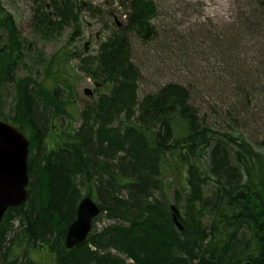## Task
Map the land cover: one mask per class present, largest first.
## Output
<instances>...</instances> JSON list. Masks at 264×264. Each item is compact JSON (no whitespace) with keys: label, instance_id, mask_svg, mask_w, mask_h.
<instances>
[{"label":"trees","instance_id":"16d2710c","mask_svg":"<svg viewBox=\"0 0 264 264\" xmlns=\"http://www.w3.org/2000/svg\"><path fill=\"white\" fill-rule=\"evenodd\" d=\"M259 1L248 5L232 32L217 35L202 26L184 39L158 31L154 0L122 2L129 9L125 26L115 27L96 56L82 60L100 95L80 111V127L68 131L61 119L76 106L60 73L77 52L66 47L55 54L41 80L14 78L26 66L28 40L0 0V119L22 128L30 142L28 198L0 222V264H38L28 247L43 243L55 264H264ZM37 3L35 27L44 38L58 37L69 22L76 24L73 40L81 33L78 0ZM155 37L159 55H170V44L179 43L176 52L188 61L177 62L195 73L191 82L168 83L141 97L135 40ZM244 37L251 47L243 46ZM253 52L259 56H249ZM210 57L218 69H211ZM7 82L15 87L12 115L1 111ZM130 117L136 118L125 120ZM84 194L97 202L100 216L117 222L67 250L68 223Z\"/></svg>","mask_w":264,"mask_h":264},{"label":"rangeland","instance_id":"374dc122","mask_svg":"<svg viewBox=\"0 0 264 264\" xmlns=\"http://www.w3.org/2000/svg\"><path fill=\"white\" fill-rule=\"evenodd\" d=\"M90 1L94 4V7L91 9L88 8L89 10L83 12V16L81 17L82 19L84 18L83 27L80 22L81 33L73 40L72 34L74 33V26L76 24L72 22L65 25L64 31L58 37L55 36L56 38L46 39L42 36L38 29H36L37 26L35 22V12L38 8V0H4V6L13 14L24 38L28 40L26 48V56L28 57L26 66L18 67L13 74L14 78L32 77L33 79L37 78L41 80L46 73L50 59L55 54L61 52L66 47H70L78 54L77 58L71 61L70 64L62 66L60 73L61 77L67 79L69 85L72 86L73 97L75 99L74 106H76V108L71 109L73 111L72 114L76 117V119L72 120V126L68 128V123L65 121L62 122L63 128H68V131H72L74 128L78 129L80 127L81 121L78 119L80 111L88 104L97 100L100 95L99 93L101 92L96 91L95 82L93 79L89 78L86 71L83 70L85 63L84 61L82 62V60L97 55L100 43L104 41L115 29V23L117 22L115 16H119V12L122 9L118 3L112 4L110 0ZM155 1L159 10L155 23L157 24L159 31L162 32L161 29L166 30L167 28L176 29L184 32L185 35H190L191 32L196 31L202 26H204V29L207 31L217 35L219 32L224 34L227 30L232 32L233 28H235V26H232L233 24L239 26L241 22H243L242 18L245 20V14L248 10H250L248 5H251V3H260L259 0ZM135 41L136 43L133 49L135 54L133 55V59H136V63L142 68V71L145 72L147 70L148 72L149 67L153 65V62L150 57H147L148 55L145 56L144 52L146 51L150 55L154 54L158 56V59H160L159 56L162 55L157 53L160 49H157L158 47H156L158 40L148 43H144L141 40ZM242 44L245 48L246 46L249 48L252 43H250V39L248 37H244ZM249 56L255 58V56L258 57L259 55L253 52L252 54L249 53ZM177 61L178 60H172V64L167 62L165 64L166 67L159 63V67L162 69V73L160 75L155 76L151 73L154 80H140V96L142 97L145 91L152 92L155 88L157 89L159 86L169 81L172 82L170 79L178 74L174 73L176 70L175 67L172 68V66H177L179 63L182 64ZM209 61V65L212 70L213 68H219L217 67L219 63L214 58L210 57ZM183 71L184 70H182V73L187 75V78L189 79L185 80L183 78V81L191 82L193 80L191 76L195 73L194 70H192L191 73ZM171 73H174V75ZM2 95L3 107L1 111L4 110L6 115H12L15 101V87L12 82H7V84L3 87ZM0 120L3 121L2 119ZM7 123L11 124L9 121ZM11 125L22 132V128L20 129L13 124ZM57 128L60 127L58 126ZM23 134L28 138L27 134ZM98 222V231H100L105 225L109 224L104 214L99 217ZM43 252L47 253L48 249H44ZM32 258L38 264H55L54 257L49 252L44 259L39 258L38 256L36 258Z\"/></svg>","mask_w":264,"mask_h":264},{"label":"water","instance_id":"95a60500","mask_svg":"<svg viewBox=\"0 0 264 264\" xmlns=\"http://www.w3.org/2000/svg\"><path fill=\"white\" fill-rule=\"evenodd\" d=\"M29 152L28 138L11 124L0 120V222L9 208L21 206L27 201ZM100 212L94 199L81 201L76 220L68 232L69 248L82 244L88 238Z\"/></svg>","mask_w":264,"mask_h":264},{"label":"bare ground","instance_id":"6f19581e","mask_svg":"<svg viewBox=\"0 0 264 264\" xmlns=\"http://www.w3.org/2000/svg\"><path fill=\"white\" fill-rule=\"evenodd\" d=\"M111 1V3L112 4H116V3H118V5L122 8L121 10H120V12H119V16H115V19H116V23H115V27H118V28H121V27H123V26H125V25H122L124 22H126L127 21V19H128V14H129V9L128 8H124L123 6H122V2H125V3H128L130 0H127V1H125V0H121L122 2H120V1H117V0H110ZM78 2H79V6H80V8L77 10V12H78V19L80 20V22L82 23V27H83V21H84V18L82 19L81 17L83 16V12L84 11H86V10H89L88 8H93L94 7V4L90 1V0H78ZM154 7L156 8L157 7V17H158V14H159V10H158V6H157V4H156V1L154 0ZM96 8H98V7H96ZM101 11V10H100ZM101 13H102V11H101ZM156 17V18H157ZM205 28V27H204ZM131 29H132V31L131 32H133V30H135V27L134 26H132L131 27ZM164 30V29H163ZM163 30H161V31H163ZM64 31V29L61 31V30H59L58 31V33L59 34H61L62 32ZM159 31V30H158ZM165 33L166 34H170V35H173V36H175V37H177V38H180V39H184V32H182V31H178V30H176V29H166V31H165ZM112 34V33H111ZM110 34V35H111ZM186 36V35H185ZM77 37V36H76ZM75 37V38H76ZM131 37H132V35H131ZM78 39V38H77ZM158 38L157 37H155V41L157 40ZM183 42V41H182ZM180 44L179 43H171L170 44V46H169V50H171V54L170 55H168V54H166V55H162L161 56V60L160 59H158V56H156V55H154V54H149L148 52H144V54H145V56L146 55H148L147 57H150L151 59H152V66H150L149 67V70H148V72H147V70L144 72V71H142V68L139 66V69H140V71H141V78H140V80H146V79H148V80H154V78H153V75H155V76H158V75H160L161 73H162V69L159 67L160 66V64H162V65H164L165 66V64L167 63V62H169L170 64H172V60H178V61H188V57H183L182 55H179V54H177V52H176V50L178 49H180L181 48V46H179ZM138 53V52H137ZM135 54V51L133 52V55ZM154 56H155V58H154ZM175 56V57H174ZM139 57V56H138ZM133 58V57H132ZM172 58H175V59H172ZM177 58H179V59H177ZM138 60H140V59H138ZM133 61L136 63V59H133ZM160 63V64H159ZM137 64V63H136ZM142 64V63H141ZM138 65V64H137ZM142 65H144V66H146L145 64H142ZM154 65H157V66H154ZM166 67V66H165ZM173 67H175V70L176 71H182L183 70V66L179 63L177 66H173ZM153 75H152V74ZM175 74H177L178 72H174ZM174 73H171V74H173L174 75ZM172 82H167V83H165V84H163V85H161V86H159L157 89L155 88L154 89V91H152V92H147V91H145L144 92V95H147V94H149V93H155V92H158L159 90H160V88L161 87H163V86H165V85H168V83H183V80L181 79V77H180V75L178 74L177 76H174V77H172L171 79H170ZM139 84H140V82H139ZM139 90H140V85H139ZM142 95V94H141ZM143 95V96H144ZM82 111V110H81ZM70 113H71V117H67V116H64V117H62V121L61 122H66V123H68V128L69 127H71L72 125H71V123H72V120H74V119H76V117L72 114L73 113V111L72 110H70ZM136 117H138V115H136ZM136 117H133V118H131L130 117V119H128V118H125V120H132V119H134V118H136ZM78 119H80V121H81V115L79 114V118ZM136 121V120H135ZM258 139H259V141H260V143H262L263 141H264V136H262V134H260L259 133V136H258ZM264 144V143H263ZM172 171V168L171 167H167V172H171ZM165 180H163L162 182H164ZM164 183H166V182H164ZM86 198H91V196L90 195H88V194H84L83 195V198L81 199V201H83L84 199H86ZM93 199V198H92ZM81 201H80V203H81ZM80 205V204H79ZM78 208H79V206H78ZM77 211H78V209H77ZM100 214H101V212H100ZM177 215L179 214V213H176ZM103 215V214H102ZM99 217H100V215L97 217V219L93 222V225H92V229H91V232H90V234H89V236H88V238L84 241V242H86L88 239H89V237H90V235L93 233V232H101L103 229H105V228H107V227H109L111 224H116V220H110V219H108L107 218V216H105V218H106V220L109 222V224L108 225H105L100 231H98L97 230V226H98V219H99ZM76 220V219H75ZM72 221L71 222H69L68 224V227H67V231H66V236H65V247H66V249L67 250H72V249H74L75 247H73V248H69L68 247V245H67V236H68V232H69V229H70V227H71V225H72ZM83 242V243H84ZM82 243V244H83ZM81 245V244H80ZM79 246V245H78ZM77 247V246H76ZM44 249H48V252L49 253H51L52 255H53V257H54V254L50 251V247H48V244H46V243H43V244H36V247H28V257H34V258H36L37 256L39 257V258H45V256L46 255H48V252L47 253H45V252H43L44 251ZM114 253H116V252H114ZM120 257L121 258H123V259H125L127 262H129V259H127L126 258V256H124V255H120ZM54 260H55V258H54Z\"/></svg>","mask_w":264,"mask_h":264}]
</instances>
